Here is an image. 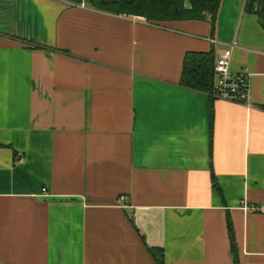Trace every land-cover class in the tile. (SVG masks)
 I'll list each match as a JSON object with an SVG mask.
<instances>
[{"label":"crops","instance_id":"0c3cea01","mask_svg":"<svg viewBox=\"0 0 264 264\" xmlns=\"http://www.w3.org/2000/svg\"><path fill=\"white\" fill-rule=\"evenodd\" d=\"M230 46L231 71L251 73L247 104L181 86L188 52L217 61ZM154 254L264 264L258 16L248 0H222L215 26L0 0V264Z\"/></svg>","mask_w":264,"mask_h":264},{"label":"trees","instance_id":"16d2710c","mask_svg":"<svg viewBox=\"0 0 264 264\" xmlns=\"http://www.w3.org/2000/svg\"><path fill=\"white\" fill-rule=\"evenodd\" d=\"M64 1L77 6L84 0ZM221 3L222 0H88L87 6L116 16L143 17L152 24L205 21L210 16L215 26ZM248 11L258 16L264 29V0H248ZM215 66L216 59L213 53L188 52L183 61L181 86L213 95ZM229 227L233 234L231 224ZM234 253L237 257L236 248ZM154 258L157 264H163V255L158 257L154 254ZM235 264H239L237 258Z\"/></svg>","mask_w":264,"mask_h":264},{"label":"built area","instance_id":"2783aa9c","mask_svg":"<svg viewBox=\"0 0 264 264\" xmlns=\"http://www.w3.org/2000/svg\"><path fill=\"white\" fill-rule=\"evenodd\" d=\"M87 1L84 0L77 7L86 9ZM215 43V41H213ZM235 46L224 50L215 66V80L213 97L219 100L237 104H247L249 101L251 73L248 69H242L233 73L230 69V62ZM46 191V190H44ZM125 198H121L124 201Z\"/></svg>","mask_w":264,"mask_h":264},{"label":"rangeland","instance_id":"374dc122","mask_svg":"<svg viewBox=\"0 0 264 264\" xmlns=\"http://www.w3.org/2000/svg\"><path fill=\"white\" fill-rule=\"evenodd\" d=\"M128 17H134V16H128Z\"/></svg>","mask_w":264,"mask_h":264}]
</instances>
